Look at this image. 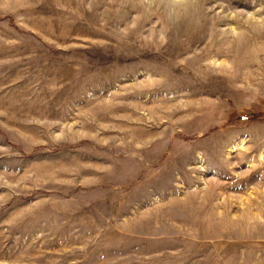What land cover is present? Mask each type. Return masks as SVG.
Listing matches in <instances>:
<instances>
[{
    "label": "rangeland",
    "instance_id": "obj_1",
    "mask_svg": "<svg viewBox=\"0 0 264 264\" xmlns=\"http://www.w3.org/2000/svg\"><path fill=\"white\" fill-rule=\"evenodd\" d=\"M0 264H264V0H0Z\"/></svg>",
    "mask_w": 264,
    "mask_h": 264
}]
</instances>
